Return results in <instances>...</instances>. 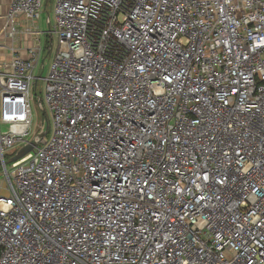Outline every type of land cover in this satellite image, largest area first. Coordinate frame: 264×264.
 <instances>
[{
    "label": "built area",
    "instance_id": "built-area-1",
    "mask_svg": "<svg viewBox=\"0 0 264 264\" xmlns=\"http://www.w3.org/2000/svg\"><path fill=\"white\" fill-rule=\"evenodd\" d=\"M42 4L0 29V264H264V0H54L44 77Z\"/></svg>",
    "mask_w": 264,
    "mask_h": 264
},
{
    "label": "rangeland",
    "instance_id": "rangeland-1",
    "mask_svg": "<svg viewBox=\"0 0 264 264\" xmlns=\"http://www.w3.org/2000/svg\"><path fill=\"white\" fill-rule=\"evenodd\" d=\"M47 15L49 16L48 18H50V22L53 23L54 22V13H53V8L52 5L48 3V5L45 6V1L43 0V4H42V8H41V15H40V28L43 31L41 33V46H42V52H41V58L38 62V64L36 65L35 69H34V74L36 76H39L40 74L44 77L47 74L48 71V67L49 64L51 62V58L52 55L56 49V38L53 37L52 41H51V49L49 50L48 48V39L49 36L48 34H46L45 32L48 29V25H47ZM42 62L44 63V70L41 71V65ZM31 109H32V127L30 129L31 131V135L27 138L28 139H32L33 135L35 133H45V131H47L48 129V134L46 133V138L49 137L50 135V131L52 129L51 127V121H50V117L46 108V101H45V91H44V81L40 80L38 82L37 85V91L35 92L34 88L32 87L31 90ZM39 100H41L43 107H44V111L45 113H43V111L39 108ZM21 148H25L24 143H16L10 151H7L5 153V161L7 162V169L10 171L11 170V153L16 152V153H20V149ZM3 180H6L5 178V174H4V169L2 166H0V193H5L4 191V182Z\"/></svg>",
    "mask_w": 264,
    "mask_h": 264
},
{
    "label": "crops",
    "instance_id": "crops-1",
    "mask_svg": "<svg viewBox=\"0 0 264 264\" xmlns=\"http://www.w3.org/2000/svg\"><path fill=\"white\" fill-rule=\"evenodd\" d=\"M45 6L49 4L52 5V8L54 6V0H44ZM10 0H0V29L5 25L6 23V13L8 10ZM54 13V12H53ZM47 15V19H48ZM50 19V18H49ZM40 18L38 19L35 26L37 29L42 33L43 31L40 28ZM47 21V20H46ZM25 23V21H23ZM23 23L21 22V27L19 28V33L14 38L6 37L4 32H0V60L4 63H8L9 60H11V57L13 56V52L11 48H14L15 52L22 56H27V49L33 44L32 42V36L24 35V29H23ZM47 46H50V39H48Z\"/></svg>",
    "mask_w": 264,
    "mask_h": 264
},
{
    "label": "water",
    "instance_id": "water-1",
    "mask_svg": "<svg viewBox=\"0 0 264 264\" xmlns=\"http://www.w3.org/2000/svg\"><path fill=\"white\" fill-rule=\"evenodd\" d=\"M33 146L34 145L27 146V147L23 148L18 155H15L12 158V161H15V160L19 159L20 157H22L26 152H28L29 150H31L33 148Z\"/></svg>",
    "mask_w": 264,
    "mask_h": 264
}]
</instances>
